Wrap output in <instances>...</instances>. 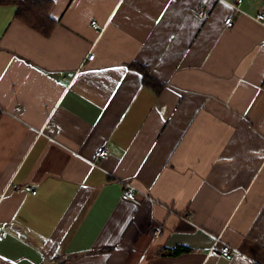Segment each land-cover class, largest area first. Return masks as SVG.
<instances>
[{
  "label": "crops",
  "instance_id": "obj_1",
  "mask_svg": "<svg viewBox=\"0 0 264 264\" xmlns=\"http://www.w3.org/2000/svg\"><path fill=\"white\" fill-rule=\"evenodd\" d=\"M235 1L53 0L48 36L0 5V264H264V0Z\"/></svg>",
  "mask_w": 264,
  "mask_h": 264
},
{
  "label": "trees",
  "instance_id": "obj_2",
  "mask_svg": "<svg viewBox=\"0 0 264 264\" xmlns=\"http://www.w3.org/2000/svg\"><path fill=\"white\" fill-rule=\"evenodd\" d=\"M0 5H15L17 18L43 35H50L56 26L57 21L50 15L53 0H0ZM138 69L144 73L151 86L160 87L151 79L144 67L138 66Z\"/></svg>",
  "mask_w": 264,
  "mask_h": 264
},
{
  "label": "built area",
  "instance_id": "obj_3",
  "mask_svg": "<svg viewBox=\"0 0 264 264\" xmlns=\"http://www.w3.org/2000/svg\"><path fill=\"white\" fill-rule=\"evenodd\" d=\"M243 1L244 0H236L235 3L232 5L233 9L235 11H241L240 10V6L243 3ZM201 14L203 15V12ZM253 19L255 21L259 22L260 24L264 25V12L258 13L255 17H253ZM225 24L227 25V27H232L233 24H234V18L233 17L228 18L225 21ZM92 25L94 27H98V24H97L96 21H93ZM88 59L89 60H93L94 59V54L89 55ZM18 110H20V109L18 108ZM44 132H46V133L48 132V134H50V135H54L55 134V130L52 127H50V126H47V127H45L44 129H42L40 131L41 134L44 133ZM108 156H109V151H108L107 146L106 145H102L95 152L94 162L95 163L100 162V161L104 160L105 158H107ZM33 194H35V192H33ZM122 198L125 199V200H132V201H136L137 200V195L135 193V190L128 183L125 185V188H124L123 193H122ZM161 233H162V229L158 227L155 230V235L156 236H160ZM6 238H7V232L0 230V242L4 241ZM215 240H216L217 244L221 243V253H222V255L226 259L231 260L233 258V255H234L231 246L228 245L227 243H223L221 241L220 237H217Z\"/></svg>",
  "mask_w": 264,
  "mask_h": 264
}]
</instances>
